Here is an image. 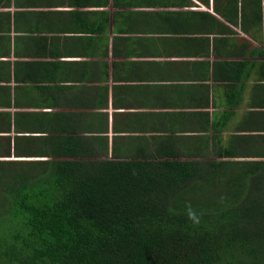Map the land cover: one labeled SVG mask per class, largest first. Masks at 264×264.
Here are the masks:
<instances>
[{"label": "trees", "instance_id": "trees-1", "mask_svg": "<svg viewBox=\"0 0 264 264\" xmlns=\"http://www.w3.org/2000/svg\"><path fill=\"white\" fill-rule=\"evenodd\" d=\"M212 1L225 21L206 11L209 30L218 21L235 32L226 23L237 26L242 12L245 28L264 36L263 0ZM256 52V64L240 61L257 69L249 111L256 132L226 146L208 128L159 148L146 135H125L118 121L111 131L102 87L85 105L67 94L70 86L42 87L57 100L16 111L11 156L0 150V264H264V48ZM26 57L34 82L60 81L63 62ZM85 106L98 109L90 126L76 110Z\"/></svg>", "mask_w": 264, "mask_h": 264}, {"label": "crops", "instance_id": "crops-1", "mask_svg": "<svg viewBox=\"0 0 264 264\" xmlns=\"http://www.w3.org/2000/svg\"><path fill=\"white\" fill-rule=\"evenodd\" d=\"M208 5L201 0H0V150L10 152L16 111H38V103L57 100L47 88L40 91L49 85L70 86L67 94L79 105L93 102L96 87H102L98 99L111 131L118 121L125 135H146L145 143L159 148L169 138L180 141L208 128L225 146L233 137L255 133L249 111L255 109L256 47L264 43L253 32L228 33L218 21L209 30L213 21L206 11L225 19ZM29 55L41 63L63 62L64 68H56L60 81L43 76L34 82ZM232 102L237 108H228ZM233 109L234 115L226 114ZM76 110L85 114L88 126L92 116L98 118L95 107Z\"/></svg>", "mask_w": 264, "mask_h": 264}, {"label": "rangeland", "instance_id": "rangeland-1", "mask_svg": "<svg viewBox=\"0 0 264 264\" xmlns=\"http://www.w3.org/2000/svg\"><path fill=\"white\" fill-rule=\"evenodd\" d=\"M203 3H206V5L207 4H209L208 5V8H210V9H213V10H215V6L213 5V2H212V0H210L209 1V3H208V0L207 1H205V0H201ZM227 4V3H226ZM225 4V5H226ZM248 4H243V6L242 7H244L243 9L245 10V11H247L248 12V17L249 18H251V9L250 8H252L251 6H247ZM222 8V7H221ZM258 8H262V10H263V15H264V0H263V3H262V6L261 7H258ZM238 9V8H237ZM224 13L226 14V15H232L231 14V10H225L224 9ZM242 11V10H241ZM237 13V12H236ZM240 12H238L237 13V16L234 18V19H232L233 21H236V25H237V28H235L234 30H235V32H237L238 34H241V32H242V36H244V35H247V34H249L251 31H249V29H246L245 28V22L242 20V12L239 14ZM245 13V12H244ZM255 29H259L258 27H255ZM260 38L261 39H263L264 38V36H260ZM260 38H258L257 37V41L258 42H261V43H264V39L261 41L260 40ZM251 39H255L254 37H251ZM9 154L10 155H7V157H6V159H8L10 156H11V152H9ZM17 158V157H16ZM37 157H21V158H18V159H36Z\"/></svg>", "mask_w": 264, "mask_h": 264}]
</instances>
